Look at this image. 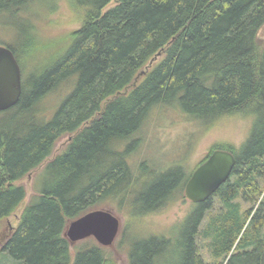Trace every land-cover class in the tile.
<instances>
[{
  "label": "trees",
  "instance_id": "1",
  "mask_svg": "<svg viewBox=\"0 0 264 264\" xmlns=\"http://www.w3.org/2000/svg\"><path fill=\"white\" fill-rule=\"evenodd\" d=\"M52 1L0 0V16L17 14L26 33L25 24L39 14L35 6L51 9ZM70 2L79 28L66 35L59 58L23 80L19 102L0 112V220L26 197L25 186L16 182L50 157L61 137L74 134L48 163L5 250L20 264H116L100 245L82 248L73 258L67 220L110 200L139 217L163 208L186 188L193 172L188 175L181 165L158 172L143 160L135 171L131 162L136 134L150 114L173 106L208 129L237 116L249 118L251 127L239 147H212L210 153L232 151L237 162L209 199L192 202L168 234L124 239L128 264H261L264 0ZM30 8L32 17L22 13ZM9 47L23 70L24 56ZM68 81V95L45 118L44 98ZM216 198L218 211L212 206ZM203 247L212 260L204 258Z\"/></svg>",
  "mask_w": 264,
  "mask_h": 264
},
{
  "label": "rangeland",
  "instance_id": "2",
  "mask_svg": "<svg viewBox=\"0 0 264 264\" xmlns=\"http://www.w3.org/2000/svg\"><path fill=\"white\" fill-rule=\"evenodd\" d=\"M52 2L51 9L49 5L48 7L43 4L39 7L36 5L35 8L39 14L34 17H32L33 9L31 10V8L29 11L26 9L25 12H22L28 13L32 17L30 24H25L28 29L26 33L20 27L19 17H15L17 14L14 15L10 12L0 16V45L14 46L21 53V58L24 56L23 80L39 74L41 70L46 69L59 58L62 46L66 44V35L79 28L81 24L78 11L72 8L70 0H54ZM29 25L35 26L32 29ZM161 57L162 54H159L151 65H155ZM141 75L135 80L136 84L142 79L143 75ZM71 85L72 82L69 81L62 83L58 89L44 98L41 103V112L45 118L50 119L57 111L68 95L67 91L70 90ZM130 88L125 91L127 92ZM159 108L150 114L147 122L136 134V150L131 154V162L135 171H139L140 163L147 160L149 168L158 172L181 165L189 175L209 155L212 147L219 144H232L239 147L246 139L251 127L249 118L237 116L208 129L179 108L173 106ZM71 136L67 134L61 137L53 154L16 182L25 186L26 197L15 212L0 220V264H20L10 256L4 246L8 237L19 226L24 209L37 194V189L40 188L39 179L48 163L64 151L74 134ZM184 189L176 191L163 208L139 217H133L128 209H121L118 200L106 202L99 209L112 211L121 221V229L115 242L110 246H102L94 237L77 242L69 241L73 258L82 248L100 245L104 252L115 260L116 264H128L129 247L124 239L134 235L168 234L175 224L185 218L193 204L185 196ZM212 206L214 211H218L221 207L219 199H213ZM243 207L248 208L249 205L244 203ZM207 219L208 217L204 219L202 226L206 225ZM71 221V219L67 220L66 230ZM201 252L207 261L212 260L208 248L203 247Z\"/></svg>",
  "mask_w": 264,
  "mask_h": 264
},
{
  "label": "water",
  "instance_id": "3",
  "mask_svg": "<svg viewBox=\"0 0 264 264\" xmlns=\"http://www.w3.org/2000/svg\"><path fill=\"white\" fill-rule=\"evenodd\" d=\"M22 92L23 74L16 54L9 46L0 45V112L16 105ZM236 162L232 151L215 149L193 171L186 184V197L195 203L209 199L231 177ZM120 229L121 221L112 211L94 209L72 220L65 235L70 242L94 237L102 246H110Z\"/></svg>",
  "mask_w": 264,
  "mask_h": 264
},
{
  "label": "flooded vegetation",
  "instance_id": "4",
  "mask_svg": "<svg viewBox=\"0 0 264 264\" xmlns=\"http://www.w3.org/2000/svg\"><path fill=\"white\" fill-rule=\"evenodd\" d=\"M70 143V142H69Z\"/></svg>",
  "mask_w": 264,
  "mask_h": 264
}]
</instances>
